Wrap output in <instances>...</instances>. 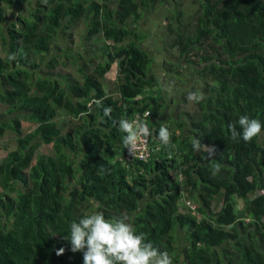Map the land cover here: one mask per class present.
I'll use <instances>...</instances> for the list:
<instances>
[{
	"label": "trees",
	"instance_id": "trees-1",
	"mask_svg": "<svg viewBox=\"0 0 264 264\" xmlns=\"http://www.w3.org/2000/svg\"><path fill=\"white\" fill-rule=\"evenodd\" d=\"M33 1L0 0V138L8 131L16 141L13 151L0 141V264H83L65 237L74 220L97 210L128 216L172 264H264V129L245 142L229 128L242 132L241 115L264 125V0ZM168 6L162 49L192 72L167 58L163 69L205 83L190 124L175 122L189 125L191 139L172 136L164 145L157 138L164 102L138 24ZM81 25L88 60L70 54L69 31ZM68 57L83 62V79L66 77L63 88L54 79L62 73L51 70ZM115 63L113 96L104 82ZM135 115L151 130L152 153L127 163L118 121ZM61 117L71 118L68 129ZM21 121L37 129L25 134ZM197 138L215 155L195 151ZM41 144L53 153L35 157ZM215 163L221 170L213 175Z\"/></svg>",
	"mask_w": 264,
	"mask_h": 264
},
{
	"label": "clouds",
	"instance_id": "clouds-1",
	"mask_svg": "<svg viewBox=\"0 0 264 264\" xmlns=\"http://www.w3.org/2000/svg\"><path fill=\"white\" fill-rule=\"evenodd\" d=\"M169 91L171 92V88ZM186 98L189 102L198 103L204 99V95L202 92L189 91ZM105 113L109 114L110 110L105 109ZM238 124L242 132H238L235 125H229L233 140L242 136L245 142H251L264 129L259 119L248 115H241ZM118 126L125 133L122 137L123 144L132 156L141 149L144 138L151 135V130L140 118L135 121L121 118ZM170 136L169 129L164 125L157 130V138L164 145L170 143ZM193 149L205 151L209 157L215 155V147H203L198 138L193 140ZM220 170L219 163L212 165L213 175ZM95 207L99 209L100 205L97 203ZM65 239L70 241L73 253H83V264H172L169 254L147 241L143 233H138L128 216L106 218L98 210L86 213L78 221L71 223L70 233ZM64 252L65 248L61 247L57 250V255Z\"/></svg>",
	"mask_w": 264,
	"mask_h": 264
},
{
	"label": "crops",
	"instance_id": "crops-1",
	"mask_svg": "<svg viewBox=\"0 0 264 264\" xmlns=\"http://www.w3.org/2000/svg\"><path fill=\"white\" fill-rule=\"evenodd\" d=\"M143 33L145 34L146 39L142 43V47L150 54V56L154 60L152 65H151V73L157 79V82H158L157 90H158L159 94L161 95V97L163 98V102H164V106H163V109L161 111V115L157 119H158L160 125H164L169 129V132L171 134L170 142H172V140H173V139H171L172 136H176V137L181 136L182 138H184V137L190 138L191 134H189V132H188V127H189L188 124H190V123L188 122L187 114L191 111V109L188 108V102H187L188 100L186 97H187V92H189L192 85L194 83H196V81H195L196 79L194 80L193 77L189 76L190 75L189 73H187L186 75L179 74V76H176L175 74H166V72L163 69L164 61H168L166 59V54L164 52L156 53L155 51H153V47L151 46L152 44H150L149 41L153 40L154 35H153V37H150V34H146L144 31H143ZM82 37L83 36L81 33L75 32V35L73 36V40H70V42L71 41L72 42L69 43V45L72 49L70 54L74 55V57H77V55H78L77 53L81 52L82 58L84 60H88V59H91V57L93 55L92 54H89L87 56L83 55L82 49H83V47L86 46V44L84 42V38H82ZM147 44L149 47H147ZM72 62H74V61L72 60ZM72 62H71V65L75 66L76 76L80 77V79L75 78L76 80H74V79H72V80L73 81H82L83 74L81 72H79L77 64H80V63L82 64L83 62L79 61V62H76L75 64H72ZM63 65H66V64L63 63ZM87 71H89V70H87ZM118 71H119L118 70V64L115 63L112 65L110 71L105 75V79H107L106 80L107 82H104V86H105L104 89H105V92L107 90L108 95L114 96V92H116ZM58 72L59 71H57L55 73H58ZM183 75L185 77L186 76H188V77L184 78ZM109 76L112 77V79H110ZM66 77L68 80H71L69 78V77H71L70 74H63V73H62V75L60 74V76L57 78L54 77V79L59 80L61 82V84L63 85V88H66V87H64L65 84L67 83V81L65 80ZM113 77L115 78V80H113ZM170 88H171V92L169 91ZM71 98H73V97L71 96ZM58 121L59 122L65 121V123H67L66 129H68V125L71 121V118L61 117V118H59ZM176 121L188 122V124L185 125L182 128V130H180L175 124ZM26 122H28L29 124L27 125V131H24V126H22V125H24L25 121H21V132H24L25 134H29V133L34 132V130L37 129V124L30 123L29 121H26ZM173 132H174V134H173ZM158 144H161V142H158ZM42 146H46V145L41 144L40 147H42ZM176 146L178 147V145H176ZM40 147H39V149H40ZM108 149H109V147H106L104 152L108 153L106 151ZM52 153H49V154H52ZM165 153H169V152H166V150H163L161 152V155H164ZM46 154H48V153H46ZM121 156H122V154L119 156V158Z\"/></svg>",
	"mask_w": 264,
	"mask_h": 264
},
{
	"label": "rangeland",
	"instance_id": "rangeland-1",
	"mask_svg": "<svg viewBox=\"0 0 264 264\" xmlns=\"http://www.w3.org/2000/svg\"><path fill=\"white\" fill-rule=\"evenodd\" d=\"M36 1L37 0L33 1L34 5L36 4L35 3ZM169 9L170 8L168 6L166 8H159L157 11H155L153 13L146 14L145 17L139 22L138 28L142 29L146 34H150V37H153V35H154L153 40L152 41L150 40L151 42L149 41V43L152 44L151 46L153 47V51H155L156 53L164 52L166 54V58L170 62L175 63V65L178 67L177 68L178 71H180V72L188 71V72L191 73L192 72V68L187 66V64H186L187 62H185L184 59H181L182 62L179 63L176 60L177 56H175L174 51H170L171 53L169 52V54H168L166 51H164L162 49V47L164 46L163 42L166 40V38H164V37L161 38V32L163 31V29L160 28V27H163V26H165L167 24V20H166L165 17H167V15L170 16V12H167ZM82 29H84L83 25L79 26L78 28H76V27L74 28L73 27V30L69 31V33H72V35L70 37L71 38L70 40H73V36L75 35V32L80 33ZM147 47H149L148 44H147ZM0 56L3 57V50H0ZM63 62L66 65H63ZM63 62H61L56 67V69L51 70V71L52 72L59 71L60 73H63V74H70V76L72 77V78L70 77V79H74V80L80 79V77L76 76V74H75V66L71 65L72 59L71 58H65V60H63ZM198 64H199L198 69L202 70V68L204 67V64L203 63H199V62H198ZM41 71L44 72V71H47V70L41 69L40 72ZM186 74L187 73H185L184 75H186ZM186 77H188V76H186ZM186 77L184 76V78H186ZM191 77H193L194 80L198 79V78H196V77H198V75H196V74L191 75ZM110 79H112V77H110ZM113 80H115L114 77H113ZM195 81H196V83H194L192 85V87L190 88V91H198L199 92V90L201 89L199 86L202 87L204 85L205 81H203L200 77H199L198 80H195ZM187 102H188V108H190L191 111L193 112V110L195 108V103L194 102H189V101H187ZM1 109L4 110L3 106L0 105V111H3ZM10 119H11V117H8V118H5L3 121H9ZM62 122L65 123V121H62ZM28 124L29 123L25 121L24 125H22V126H24V131H27V125ZM20 131H21V129H20ZM0 141H7L6 145H7L8 151H13V150L16 149V141H15L14 137L11 135V133H9L8 131H6L3 136H1ZM52 152H53L52 145L42 146V147H40L39 150L36 151L35 157L38 156V154H40V153H52ZM5 154H6V151L1 149V147H0V158L5 156ZM11 196H13V195L11 194ZM237 204H238V207L240 209L242 207H244V202H242V201H238ZM213 207L219 208L220 204L219 203H215L213 205Z\"/></svg>",
	"mask_w": 264,
	"mask_h": 264
},
{
	"label": "built area",
	"instance_id": "built-area-1",
	"mask_svg": "<svg viewBox=\"0 0 264 264\" xmlns=\"http://www.w3.org/2000/svg\"><path fill=\"white\" fill-rule=\"evenodd\" d=\"M137 118L144 120V122L146 123L145 118L144 117L142 118V116L140 115H135L132 121H135ZM155 150H157V152H160L158 151L157 148ZM126 151H127V154H126L127 163H129V161L133 158H137L140 160H147L151 156V153H152L150 146H149V136L147 138H144V142L141 145V149L137 151L134 156L129 155V150L127 148H126ZM185 205L189 207L193 212H196V205H192L190 202H185Z\"/></svg>",
	"mask_w": 264,
	"mask_h": 264
}]
</instances>
